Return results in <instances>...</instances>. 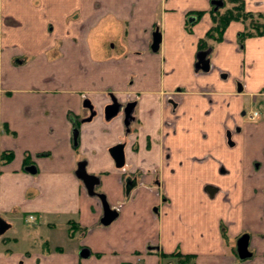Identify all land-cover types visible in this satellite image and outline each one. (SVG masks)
<instances>
[{
  "label": "crops",
  "instance_id": "0c3cea01",
  "mask_svg": "<svg viewBox=\"0 0 264 264\" xmlns=\"http://www.w3.org/2000/svg\"><path fill=\"white\" fill-rule=\"evenodd\" d=\"M212 1L0 0V264H264V34L230 22L196 70Z\"/></svg>",
  "mask_w": 264,
  "mask_h": 264
},
{
  "label": "water",
  "instance_id": "95a60500",
  "mask_svg": "<svg viewBox=\"0 0 264 264\" xmlns=\"http://www.w3.org/2000/svg\"><path fill=\"white\" fill-rule=\"evenodd\" d=\"M212 4L214 5V8L216 9L217 7L222 5L221 0H215L212 1ZM160 32L156 28L152 32V39H151V44H150V50L153 52H156L159 48L160 44ZM210 50H204V51H199L196 54V63L194 65L196 70H202V71H208L209 70V59L207 58V55L209 54ZM84 106L87 107L90 110V115L87 117L85 120H90L94 114L95 111L93 110V106L90 104L88 100L84 101ZM134 103H127L124 107L117 102L115 98L112 97V102L108 104L104 108V117L106 119H110L114 116H116L120 111L124 115V124L127 126L132 119L131 112L133 110ZM77 131H75L74 134H76ZM228 140L230 139V135L227 134ZM110 154L113 157L115 164L117 167H123L124 166V150H123V144H118L110 148ZM85 163L80 162L78 164L77 170H76V176L82 180L84 183V186L87 190V192L90 195H96L102 204L103 207V217L101 219V223L104 225H108L112 220H114L117 216V212L115 210H112L110 206L108 205L106 198L103 194L96 193L94 191V186L98 183V179L92 175H89L86 173L85 168H84ZM28 170H32L29 168ZM130 189V186L127 185V190ZM8 225L7 223L0 219V234L3 233L7 229ZM79 254L82 257L88 256V251L86 249L80 250Z\"/></svg>",
  "mask_w": 264,
  "mask_h": 264
},
{
  "label": "trees",
  "instance_id": "16d2710c",
  "mask_svg": "<svg viewBox=\"0 0 264 264\" xmlns=\"http://www.w3.org/2000/svg\"><path fill=\"white\" fill-rule=\"evenodd\" d=\"M195 20L199 19L203 14L202 11H195ZM212 25L198 41V50L204 51L212 47L213 44L220 42L223 39V33L232 21H240L243 23L244 28L238 34V41L242 44L243 40L250 36L262 35L264 34V12L253 13L247 11L244 6L243 0H222V5L210 10ZM13 153L10 151H3L0 153V161L7 162L12 159ZM25 163H27V157L25 158ZM73 226L74 223H69ZM71 228V227H70ZM72 230V229H71ZM168 257H177V264H183L192 255H181L178 252L172 254L162 255L163 259ZM181 258V259H180Z\"/></svg>",
  "mask_w": 264,
  "mask_h": 264
},
{
  "label": "rangeland",
  "instance_id": "374dc122",
  "mask_svg": "<svg viewBox=\"0 0 264 264\" xmlns=\"http://www.w3.org/2000/svg\"><path fill=\"white\" fill-rule=\"evenodd\" d=\"M253 106L257 107V105L252 104L251 107H253ZM58 238H60V236H58ZM57 241H59V243L62 244L65 248L71 247V246L69 245L71 242H69L68 239L63 240L62 238H60V239H58ZM18 246H22V243L20 242V244H19ZM177 259H178V258H177ZM180 259H181V258H180ZM175 262H176V261H175Z\"/></svg>",
  "mask_w": 264,
  "mask_h": 264
},
{
  "label": "built area",
  "instance_id": "2783aa9c",
  "mask_svg": "<svg viewBox=\"0 0 264 264\" xmlns=\"http://www.w3.org/2000/svg\"><path fill=\"white\" fill-rule=\"evenodd\" d=\"M257 116H258V111H253V112L250 114L249 118L253 119V118L257 117ZM29 218L31 219L32 216H29Z\"/></svg>",
  "mask_w": 264,
  "mask_h": 264
},
{
  "label": "flooded vegetation",
  "instance_id": "af4514ba",
  "mask_svg": "<svg viewBox=\"0 0 264 264\" xmlns=\"http://www.w3.org/2000/svg\"><path fill=\"white\" fill-rule=\"evenodd\" d=\"M229 134V133H228Z\"/></svg>",
  "mask_w": 264,
  "mask_h": 264
}]
</instances>
